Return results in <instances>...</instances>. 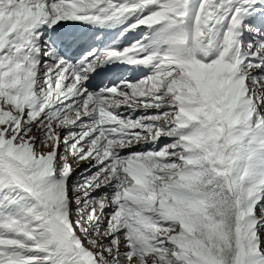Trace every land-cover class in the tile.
Wrapping results in <instances>:
<instances>
[{
	"label": "snow or ice",
	"instance_id": "1",
	"mask_svg": "<svg viewBox=\"0 0 264 264\" xmlns=\"http://www.w3.org/2000/svg\"><path fill=\"white\" fill-rule=\"evenodd\" d=\"M0 264H264V0H0Z\"/></svg>",
	"mask_w": 264,
	"mask_h": 264
},
{
	"label": "rangeland",
	"instance_id": "2",
	"mask_svg": "<svg viewBox=\"0 0 264 264\" xmlns=\"http://www.w3.org/2000/svg\"><path fill=\"white\" fill-rule=\"evenodd\" d=\"M74 167H78V168H82L83 167V165H74Z\"/></svg>",
	"mask_w": 264,
	"mask_h": 264
},
{
	"label": "bare ground",
	"instance_id": "3",
	"mask_svg": "<svg viewBox=\"0 0 264 264\" xmlns=\"http://www.w3.org/2000/svg\"><path fill=\"white\" fill-rule=\"evenodd\" d=\"M82 26V25H81ZM84 27V26H83Z\"/></svg>",
	"mask_w": 264,
	"mask_h": 264
}]
</instances>
